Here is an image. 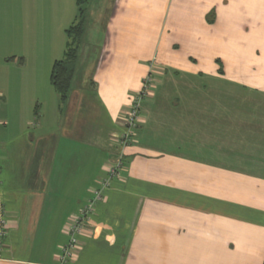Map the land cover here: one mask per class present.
<instances>
[{
    "label": "crops",
    "instance_id": "obj_1",
    "mask_svg": "<svg viewBox=\"0 0 264 264\" xmlns=\"http://www.w3.org/2000/svg\"><path fill=\"white\" fill-rule=\"evenodd\" d=\"M77 9L0 0V264H263L264 0H89L87 73L60 104ZM150 72L124 168L62 263Z\"/></svg>",
    "mask_w": 264,
    "mask_h": 264
},
{
    "label": "built area",
    "instance_id": "obj_2",
    "mask_svg": "<svg viewBox=\"0 0 264 264\" xmlns=\"http://www.w3.org/2000/svg\"><path fill=\"white\" fill-rule=\"evenodd\" d=\"M154 86V76L150 72L143 81L142 88L134 94L131 100V107L128 112L125 128L120 139L122 150L118 152L117 156L113 159L112 164L108 169L106 177L100 180V186L94 190V197L86 203L81 209L80 213L74 217L69 225V240L61 247L60 261L64 263L73 254L74 248L78 244V234L82 230L83 222L89 217L94 209V205L98 199L102 197L103 190L107 188L111 182L120 176L124 168V153L123 148L130 144L136 134V129L142 119L141 104L144 98L150 94ZM6 212L3 199L0 197V251L2 248L4 236L6 234Z\"/></svg>",
    "mask_w": 264,
    "mask_h": 264
},
{
    "label": "trees",
    "instance_id": "obj_3",
    "mask_svg": "<svg viewBox=\"0 0 264 264\" xmlns=\"http://www.w3.org/2000/svg\"><path fill=\"white\" fill-rule=\"evenodd\" d=\"M88 2L89 0H77L76 18L66 28L67 42L64 54L54 61L51 69L50 81L59 95L60 104L66 103L73 89L88 25Z\"/></svg>",
    "mask_w": 264,
    "mask_h": 264
},
{
    "label": "rangeland",
    "instance_id": "obj_4",
    "mask_svg": "<svg viewBox=\"0 0 264 264\" xmlns=\"http://www.w3.org/2000/svg\"><path fill=\"white\" fill-rule=\"evenodd\" d=\"M92 49H94V51H92V54H93L94 52H95V53L97 52V49H95L94 46H92ZM81 64H82V63H81ZM81 64H80V67L82 68V71H83L84 67L81 66ZM85 69H86V70H84V71H86V73H87V67H85ZM82 71L80 70L79 67L77 68V72H76V75H75V78H74V81H73V87H74V88H77V86H78L79 84H82V81H81V80L83 79V77L81 76ZM84 71H83V72H84ZM153 76H154V75H153ZM81 78H82V79H81ZM155 81L157 82V78H156ZM155 81H154V82H155ZM79 89H80V88H79ZM147 96H148V95H147ZM147 96H146V97H147ZM146 97H145V98H146Z\"/></svg>",
    "mask_w": 264,
    "mask_h": 264
}]
</instances>
